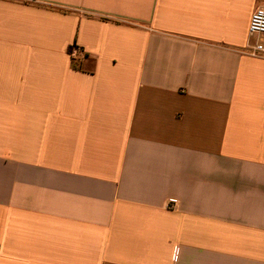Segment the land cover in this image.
<instances>
[{
    "label": "crops",
    "instance_id": "1",
    "mask_svg": "<svg viewBox=\"0 0 264 264\" xmlns=\"http://www.w3.org/2000/svg\"><path fill=\"white\" fill-rule=\"evenodd\" d=\"M260 6L0 0V264H264Z\"/></svg>",
    "mask_w": 264,
    "mask_h": 264
},
{
    "label": "built area",
    "instance_id": "2",
    "mask_svg": "<svg viewBox=\"0 0 264 264\" xmlns=\"http://www.w3.org/2000/svg\"><path fill=\"white\" fill-rule=\"evenodd\" d=\"M248 32L249 34H257L264 38V6H260L252 12L249 19ZM251 54L264 57V39L252 46Z\"/></svg>",
    "mask_w": 264,
    "mask_h": 264
},
{
    "label": "trees",
    "instance_id": "3",
    "mask_svg": "<svg viewBox=\"0 0 264 264\" xmlns=\"http://www.w3.org/2000/svg\"><path fill=\"white\" fill-rule=\"evenodd\" d=\"M69 51H71V48L69 49Z\"/></svg>",
    "mask_w": 264,
    "mask_h": 264
}]
</instances>
